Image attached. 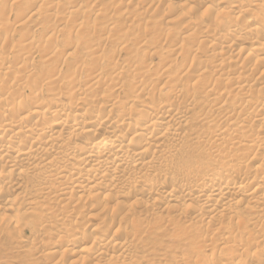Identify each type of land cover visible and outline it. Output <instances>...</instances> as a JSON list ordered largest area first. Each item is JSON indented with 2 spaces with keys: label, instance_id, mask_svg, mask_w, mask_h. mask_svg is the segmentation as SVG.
<instances>
[{
  "label": "bare ground",
  "instance_id": "1",
  "mask_svg": "<svg viewBox=\"0 0 264 264\" xmlns=\"http://www.w3.org/2000/svg\"><path fill=\"white\" fill-rule=\"evenodd\" d=\"M0 236L264 264V0H0Z\"/></svg>",
  "mask_w": 264,
  "mask_h": 264
},
{
  "label": "rangeland",
  "instance_id": "2",
  "mask_svg": "<svg viewBox=\"0 0 264 264\" xmlns=\"http://www.w3.org/2000/svg\"><path fill=\"white\" fill-rule=\"evenodd\" d=\"M24 235L29 237L30 233L26 231ZM25 250V246L21 244L15 246L0 236V264H24Z\"/></svg>",
  "mask_w": 264,
  "mask_h": 264
}]
</instances>
